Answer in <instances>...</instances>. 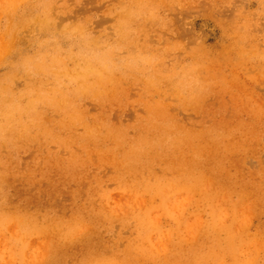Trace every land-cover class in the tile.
<instances>
[{
	"label": "bare ground",
	"instance_id": "bare-ground-1",
	"mask_svg": "<svg viewBox=\"0 0 264 264\" xmlns=\"http://www.w3.org/2000/svg\"><path fill=\"white\" fill-rule=\"evenodd\" d=\"M32 1L40 2L39 6H43V12H46V15L51 18L53 16V6L58 0ZM125 5L127 6V4ZM33 8L35 7H31V9ZM113 9H110V11L112 12ZM65 17L66 14L63 18ZM131 17L130 13L122 16L125 21L130 20ZM67 19L69 23L79 22V19L75 17ZM83 19L91 22L88 19L86 20L85 16ZM151 20L155 19L150 18L149 21ZM116 22L122 23L124 21L119 17ZM53 24L54 27L59 25L57 22H53ZM76 25L71 24L63 28L57 27L63 32L58 37L74 41L78 39L77 36L74 35L73 38H69L68 33L85 36L83 26ZM141 25L140 30L137 28L130 33L140 34L144 23ZM248 37L249 35L246 34L238 36L235 42L229 44L228 49L227 45L219 53L218 51L216 53L207 51L200 46L198 52L192 53L190 57L187 56L183 60L188 61L185 64L186 66L178 70H175L177 63L167 72L160 69L147 71L140 68V61L138 60L134 66L120 69L123 70L124 74L132 75L136 81L141 83L128 79L122 80V77H97L91 67L84 64L97 59L95 51L86 56L89 60L86 57L74 60L72 59L74 57L72 53L69 56L62 57L61 60L65 69L68 68L74 71L70 73L72 78H68V83L60 82L58 79L49 80L51 79L50 74L39 73L38 77H42V79L37 80L36 86L46 90L48 96L45 101L37 106L34 112L36 122L31 121L28 123L29 130L38 127L40 132H27L29 139L27 141L33 147L32 140L46 136V141L49 137L59 146L70 150L71 155L66 163L64 158L60 157V151L56 150L53 154L45 156L44 164L39 171L33 167L30 169L26 167V173H28L30 181L40 177L47 181L48 192H52L63 183L53 179L54 169L62 176L74 179L78 178L80 169H85L87 170L86 174H90L92 167L96 166L98 168L96 173L100 177L98 183L100 188L105 187L107 182L125 187H119L120 192L104 189L102 200L105 201L97 208L102 209L103 213H84L80 211L83 209L81 206L75 205L70 210L74 214L62 212L61 215L57 213L41 215L38 210L37 212H30L28 206L34 199L29 198L19 200L20 205L12 209H6V204L12 202L19 195L20 189L13 187L15 195L8 198L3 197V203H0V214L2 215L4 211V214L7 215L6 219L0 216V226L4 227L11 222L16 223V225L18 223L22 230V232H19L23 236L26 232H29L30 238L35 239H40L44 235L50 236V231L54 236L48 240V246L44 243L40 244V242H30L33 246L31 244L29 246L24 244V241H19L14 247V250L16 249L19 252V256H22L18 259V264H86V260L91 255L94 256L91 257L93 261L90 264H94V260H100L99 257L106 259L109 248L106 244H101V242H105L104 237L91 226L110 224L115 217H120L121 214L127 216L130 213L132 215H145L148 222L140 220L137 234L141 240L151 242L152 224L149 215L141 210L130 207L125 210L120 206L123 200L128 202L131 199L129 187L126 186L128 185L126 184L128 179L141 183L146 191L156 199L161 198V201L163 190L166 188L167 190L185 189L191 192L192 198L196 196L199 201L207 204L205 207H207L211 219L202 227L201 237L193 241L195 243L190 247L192 255L184 256V251H182L188 245L182 243L187 241L182 239L179 232L180 224L167 221L169 225H172V237L174 234L177 236L178 246L175 248L172 258L170 260L166 259L163 264H197L198 261L193 259L195 257L201 260L211 258L214 250L205 251L202 248L207 245V242H219L216 240L219 239L221 233L229 236L228 233L230 232L232 236L237 238V241L243 239L245 235H234L235 229L230 230L227 228L228 230H224L226 224L228 226L234 225L236 223L235 216L241 217L243 215L240 208H249V203L243 202L251 194L256 198L257 204L261 206L264 204V165L262 171L259 169L256 172L251 171L249 168L247 170L245 165L248 157L261 156L264 153V147L253 148V144H259L260 138L264 135V95L258 92L261 83H264V68L262 72L258 68L251 67L253 65L250 66L254 62H261L264 59L260 57L262 55L257 49H253L255 47L252 48V51H248L243 47L245 41L250 39ZM161 39L159 38L157 41ZM136 40L138 39H135V43ZM48 41L51 42V39ZM48 41L43 43L42 47L49 46ZM5 44L0 40V48ZM56 44L57 42L53 46L55 47ZM131 44L132 46L129 48H132L130 52L133 55H138L145 48L143 45L134 44L133 41ZM77 45L80 51L81 48L88 51L91 49L79 40H76V47L78 48ZM96 45H98V41H96ZM31 47H34V45L27 46L22 51ZM174 47L179 49V44H175ZM110 48L120 49V44L116 42ZM168 51H170L169 47L162 49L161 52L152 51L149 54H154V58L158 55L162 57ZM82 55L84 54L82 53ZM49 57V54H42L33 60L45 69L49 67V64L47 66ZM244 57L246 58L244 59ZM115 61L123 62L125 58H119L118 56L109 58L111 65ZM243 64L249 65L244 67ZM81 69L83 75L80 72ZM10 70L12 72L16 69L11 67ZM203 70H207V72ZM40 72H45V70ZM104 72L105 70L103 74ZM28 74L25 72L22 75L27 77ZM92 75L93 79H91ZM181 75L191 77L181 79ZM215 76L218 77L210 78ZM137 84L140 86V89L137 90H141L144 96L153 92L150 98L142 97L140 94L142 114L138 113L137 109L134 108L135 105L131 104L135 115L132 125L124 126L120 124L116 126L112 122L110 123L112 120L107 111L115 108L121 109V104L128 105L130 103L129 96L133 93V88ZM168 91L172 94H168ZM175 96L179 103L183 104V112L192 111L195 114H201L203 121L198 123H194L189 119L185 121L180 115L172 113L174 107L171 103H168V97ZM227 96L230 98L229 104L225 101ZM209 97L218 100V107L207 111L205 105ZM88 100L96 104L105 119H101L100 116L92 117L91 121H86L84 132L78 134L77 130L74 129L75 127H70L67 123L71 121L72 117L89 114L88 110L83 107V102ZM70 108L72 109L70 110ZM127 108L128 106L121 109L122 112L125 113ZM55 114L59 116L58 121ZM123 116L126 117V115ZM96 126H100L102 129L97 130L95 129ZM132 129L134 135L129 133V130ZM17 135L14 132V136ZM63 135H67V138L61 139ZM13 141V139H10L8 144H12ZM75 145L79 149L82 148L86 159H82L81 153H75ZM104 145L108 146L107 149H100ZM109 146L114 147L111 149ZM94 156L97 157V164L92 162ZM159 162H164L161 165L162 170L155 167ZM59 164H63L61 169ZM138 166L141 172H136ZM108 168H112V174H107ZM184 175L189 178L177 179V177L181 178ZM0 176H5V174H0ZM167 177H176V180H168L164 187H158V184L163 183ZM258 177L260 180L255 181ZM179 183L189 186L190 189L180 186ZM15 184L16 181L10 184L9 180H5L3 177L0 178V187L5 185L14 186ZM131 186L138 190L136 185ZM236 191L239 192L238 195L233 193ZM143 195L145 196L146 205L149 206L147 196L144 193ZM219 195L222 196L219 197ZM234 198L239 199L237 204L240 206L231 208L225 221H220L216 208L223 203L231 202ZM110 201L117 204L114 211L108 210ZM173 204H171L172 207ZM21 205H23L22 208ZM253 205H255V201ZM118 206L119 210L117 211ZM83 217L88 219L86 223ZM87 225H90L91 231L87 229ZM255 230L259 232L258 236L250 237L246 235V239L250 242H264V215L263 218H259ZM12 237L18 238L19 234L12 233ZM165 237L166 235L162 234L158 240L163 241ZM75 245L80 246V248L72 253L68 251V248ZM229 248V245L224 246L225 250ZM145 250L146 248L143 247L142 251ZM198 251H201V255H198ZM41 252L45 257L38 258ZM9 256L11 258L12 254ZM96 264H100V261H97ZM158 264H162V261H159Z\"/></svg>",
	"mask_w": 264,
	"mask_h": 264
},
{
	"label": "rangeland",
	"instance_id": "rangeland-1",
	"mask_svg": "<svg viewBox=\"0 0 264 264\" xmlns=\"http://www.w3.org/2000/svg\"><path fill=\"white\" fill-rule=\"evenodd\" d=\"M39 4L40 2L32 0H0V40L6 43L0 48V174H5V176H0V178L3 177V179L9 180L10 184L16 181L14 186L5 185L0 187V203H3V197L8 198L15 195L13 187L20 189L17 198L6 204V209H12L20 205L19 200L29 198L34 199L28 206L29 211L37 212L38 210L41 215H49V213L61 215L62 212L74 214L70 210L75 205L81 206L83 209L80 211L84 213H103L102 209L97 208L105 201L102 200L104 189L120 192L118 190L119 187H125L107 182L105 187L100 188L98 186L100 177L96 173L98 171L96 166L92 167L90 174H86L87 170L80 169L78 178L74 179L64 177L54 169L53 179L63 183L58 186V189H61H56L52 192H48L46 180L37 177L30 181L28 173H26V167L29 169L33 167L39 171L44 164L45 156L53 154L56 150L60 151V157L64 158L66 163L71 155L70 150L59 146L49 137L46 141V136H39L41 139L37 138L38 140L31 139L33 146L31 147L27 141L29 139L26 134L29 131L31 133L40 132L38 127H35L36 129L34 128V130H29L28 123L31 121L36 122L34 112L37 106L45 101L48 96L46 90L36 86L37 80L42 79V77H38V74H50L51 79L49 80L58 79L63 83H68V78H72L70 73L74 71L68 68L65 69L62 64V57L69 56L72 53L74 55L72 59L77 60L95 51L97 59L84 64L90 66L97 77H122V80L128 79L138 83L141 82L136 81L132 75L124 74L123 70L120 69L131 65L134 66L138 60L140 61V68L147 71L160 69L167 72L177 63L175 70H178L186 66L185 64L188 61L183 60L187 56L190 57L192 53L198 52L200 46L207 51L214 53L218 51L219 53L227 45L228 49L229 44L235 42L238 36L245 34L249 35L248 39H250L245 41L243 47L248 51H252V48L255 47L253 49H257L262 55L260 57L264 59V0H58L53 6V16L51 18L46 15V12H43V6H39ZM122 5H124L123 8ZM31 7L35 8L31 9ZM110 9H113V11L111 12ZM127 13H130L132 17L130 20L125 21L122 16ZM64 14H66L65 18H63ZM84 16L86 20L88 19L91 22L84 21ZM73 17L79 19V22L69 23L67 18ZM119 17L124 22H116ZM150 18L155 20L149 21ZM53 22H57L59 24L57 27L59 28L68 27L71 24L83 26L86 33L85 36L72 33H68L67 36L69 38H73L74 35L77 36L78 39L76 40L91 48L90 51L85 48H81L80 51L79 46L77 45L78 48L76 47V40L72 41L58 37L63 32L54 27ZM143 23L144 26L140 34L134 35L130 33L137 28L140 30ZM159 38L162 39L157 41ZM50 39L51 42L48 41ZM135 39H138L136 43ZM47 41L50 45L42 47L43 43ZM96 41H98V45H96ZM132 41L134 44L145 47H143L144 49L142 48L143 50L141 49L142 51L140 50L141 52L138 55H133L130 52L132 48L129 47L132 46ZM55 42L57 44L54 47L53 44ZM116 42L120 44V49L110 48ZM175 44H179V49L174 47ZM32 45L34 47L22 51L27 46ZM167 47L170 48V51L162 57L158 55L154 58V54H149L152 51L161 52L162 49ZM42 54L50 55L47 60V66L49 64V67L45 69L33 60ZM115 56L125 58V61H115L111 65L109 58H115ZM246 65L249 64H243L244 67ZM250 66L263 72L264 61L254 62ZM11 67L16 70L11 72ZM41 70H45V72H40ZM203 71L207 72V70ZM25 72L29 73L27 77L22 75ZM80 72L83 75L82 69ZM180 77L183 79L191 76L181 75ZM216 77L218 76L210 78ZM91 79H93V75ZM79 80L82 82L81 79ZM137 85L129 96L130 103L126 106L121 104V109L128 106L125 113L119 108L107 111L112 120L110 123L112 122L116 126L120 124L130 126L134 123L135 115L132 105H135L134 108L137 109L138 113H141L142 103L140 96L150 98V95H153L152 92L144 96L141 90H137L140 89V86ZM259 88L258 92L264 95V83H261ZM169 93L172 94L168 91ZM168 98V103H171L174 107L172 113L180 115L185 121L187 119L194 121V123L203 121L201 114H195L192 111L183 112V104L179 103L176 96ZM225 101L228 104L230 103L229 96L225 98ZM217 102V99L209 97L205 109L207 111L212 108L216 109L218 107ZM83 107L88 110L89 114L72 117L71 121L67 123L70 127H75L74 129L77 130L78 134L84 132L86 121H91L92 117L100 116L101 119H105L93 101L83 102ZM123 115H126V117ZM55 116L57 115L55 114ZM55 118L58 121L59 116ZM95 129L101 130L102 128L96 126ZM14 132L18 135L14 136ZM129 133L134 135L133 129L129 130ZM66 138L67 135L61 137V139ZM10 139L14 140L12 144H8ZM107 147L104 145L100 149H107ZM109 147L112 149L114 146ZM262 147H264V135L260 138L259 144H253V148L259 149ZM74 151L76 154L81 153L82 159H86L82 148L79 149L75 145ZM92 162L97 164L96 156L92 157ZM163 164L164 162H159L155 167L162 170L161 165ZM59 165L61 169L63 164ZM245 165L247 170L249 168L254 172L259 169L262 171L264 153L261 156L248 157ZM111 169H107V174H112ZM138 171L141 172L139 166L136 172ZM183 178L189 177L186 175L181 178L177 177V179ZM79 180L81 182H78ZM168 180H176V177H167L163 183L158 184V187H164ZM259 180L260 178L258 177L255 181ZM126 184H128L126 186L130 190L131 199L128 202L123 200L120 206L125 210L128 207L141 210L149 215L152 224L151 242L141 240L137 234L140 220L148 222L145 215H132L130 213L127 216L121 214L119 215L120 217H115L110 224L91 226L104 237L103 240L105 242H101V244H106L109 248L106 253V259L99 257L100 260H94V264L97 261H100V264H104L105 261V264H158L159 261H162L163 264L166 259L170 260L175 248L178 246V239L176 234L172 237V225H169L167 221L173 224H180L179 232L182 239L187 241L182 243L188 245L182 251H184V256L192 255L190 247L195 243L193 241L201 237L202 227L211 219L210 213L205 207L207 204L199 201L196 196L192 198L191 192L185 189L167 190L166 188L163 190L161 201V198L156 199L146 191L141 183L128 179ZM131 185H136L138 190ZM180 186L190 189L189 186L182 184ZM216 189L219 191L218 188ZM143 193L147 196L148 205L152 207L146 205ZM233 193L239 194L237 191ZM221 196L219 195V197ZM255 199L251 194L243 202L249 203V208H240L243 215L241 217L235 216L236 223L231 226L226 224L224 229H235L234 235H245L244 238L237 241V238L232 236L230 232L228 233L230 238L225 233H221L219 239L216 240L219 242H207V245L202 248L205 251L214 250L211 258L201 260L195 257L193 259L198 261L197 264H264V242H250L246 239V235L250 237L258 236L259 232L255 230L256 223L264 215V204L262 206L257 204ZM238 201L239 199L234 198L231 202L223 203L216 208L220 221H225L231 208L240 206L237 204ZM254 201L255 205H253ZM172 203H174L173 207ZM22 206L20 207L22 208ZM116 207L117 204L110 201L108 210L114 211ZM167 207H172V210L170 211V208ZM0 216L4 219L7 218L4 211ZM83 218L86 223L88 219ZM220 225L223 227L222 224ZM87 227L91 231L90 225H87ZM19 231L22 232L18 223L16 225V223L11 222L4 227L0 226V264H18V259L22 256H19V252L16 249L14 250V247L19 241L22 240L24 244L29 246L30 244L32 245L30 242H40V244L44 243L48 246V240L54 237L51 231L50 236L44 235L40 239L30 238L29 232H26L23 236ZM12 233L19 234V237L13 238ZM162 234H165L166 237L163 241H159L158 239ZM225 245H229L230 248L225 250ZM143 247L146 248L145 251H142ZM79 248L80 246L75 245L68 248V251L72 253ZM197 253L201 255V251ZM10 254H12L13 258H10ZM43 255L41 252L38 258L45 257ZM91 257L86 260V264H90L93 261Z\"/></svg>",
	"mask_w": 264,
	"mask_h": 264
}]
</instances>
